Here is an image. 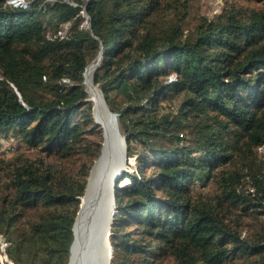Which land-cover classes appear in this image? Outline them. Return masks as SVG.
Returning a JSON list of instances; mask_svg holds the SVG:
<instances>
[{"label":"trees","instance_id":"1","mask_svg":"<svg viewBox=\"0 0 264 264\" xmlns=\"http://www.w3.org/2000/svg\"><path fill=\"white\" fill-rule=\"evenodd\" d=\"M28 1L0 0V250L69 264L103 51L94 81L139 166L116 187L112 264H264V0L212 18L192 0Z\"/></svg>","mask_w":264,"mask_h":264},{"label":"bare ground","instance_id":"2","mask_svg":"<svg viewBox=\"0 0 264 264\" xmlns=\"http://www.w3.org/2000/svg\"><path fill=\"white\" fill-rule=\"evenodd\" d=\"M93 61L85 70V84L95 98L101 114L103 126L107 131L105 151L93 166L86 193L82 197L83 207L75 227L76 239L73 245L71 264H100L103 255V239L111 214L110 202L114 172L120 170L128 161L123 134L116 127V119L108 112L101 90L94 86ZM116 164L123 166L117 167ZM121 171V170H120ZM105 264V261H104Z\"/></svg>","mask_w":264,"mask_h":264},{"label":"rangeland","instance_id":"3","mask_svg":"<svg viewBox=\"0 0 264 264\" xmlns=\"http://www.w3.org/2000/svg\"><path fill=\"white\" fill-rule=\"evenodd\" d=\"M8 3H11L13 5H26L27 2L29 3L28 0H6ZM47 2H52V1H56V0H46ZM67 1H71L73 3L76 2V0H67ZM193 4H194V13H193V16L194 17H197L199 15H206L208 16L209 18H212L215 14H218V13H221L222 11L224 10H227V9H230L232 8L233 6L235 7H243V8H247V7H258L259 4L258 3H255L253 0H192ZM84 16V21H83V26L84 27H88L87 26V23H88V16L86 14H83ZM68 30V24H64V30L61 32V33H66V31ZM93 61H91L90 64H92ZM89 64V65H90ZM88 65V66H89ZM86 79V78H85ZM84 79V81H85ZM86 87H87V84H85ZM94 86L97 87L99 89V91L101 92V94H103V91L101 89V86L100 84L98 83H95L94 81ZM87 90H88V87H87ZM88 93H89V90H88ZM89 101L92 102V106H93V116H94V120L99 123V119L98 117L96 116L97 115H100L99 113V110L97 108V102L95 100L94 97L91 96V93H89V96L87 98ZM80 116V115H79ZM119 120V119H118ZM100 126L99 128L102 130V132L104 133V126L103 124L99 123ZM120 124V122H119ZM120 128H121V125H120ZM121 132L122 134H124L122 128H121ZM125 135V134H124ZM5 142V140H4ZM16 143V142H15ZM3 148L7 149L8 148H11V143H3ZM18 145L22 146L21 143H18ZM14 144L12 145V148L14 149ZM29 151V150H28ZM261 151L262 153L264 154V147H261ZM31 153L33 152H36L35 151H29ZM12 152H10L11 154ZM128 159L130 162H128L127 166H126V170L125 171H128L130 173H139V166H138V158L136 156H131L128 154ZM97 160V159H96ZM95 160V161H96ZM128 161V160H127ZM93 168V167H92ZM91 168V170H92ZM146 172H150V168H147L146 169ZM91 173V171H90ZM89 177H90V174H89ZM88 177V179H89ZM131 181V178L128 177V176H123L120 181L118 182L117 185H120V186H124L128 183H130ZM117 187V186H116ZM83 196V195H82ZM117 207V206H116ZM117 213V212H116ZM116 213L114 214V219H115V215ZM114 219H113V222H114ZM112 226H113V223L111 225V232L113 233V230H112ZM111 233V235H112ZM111 243H112V240H111ZM113 245V243H112ZM5 246H6V242L5 240L1 237V250H0V258L3 262V264H12V261L9 257H7V255L5 254ZM15 264V263H14Z\"/></svg>","mask_w":264,"mask_h":264},{"label":"water","instance_id":"4","mask_svg":"<svg viewBox=\"0 0 264 264\" xmlns=\"http://www.w3.org/2000/svg\"><path fill=\"white\" fill-rule=\"evenodd\" d=\"M71 2V1H70ZM73 3V2H71ZM73 4H77L76 2L73 3ZM83 14H86L88 16V23H87V26L88 27H91V17L90 15L87 13V10H86V7L84 6V9L82 11ZM102 56H103V51H100L99 54L97 55V57L93 60L95 62V67H94V73H95V70L100 66V63H101V59H102ZM88 66V65H87ZM87 68V67H86ZM84 75H85V72H84ZM93 80H94V75H93ZM84 84H85V81H84ZM88 91V90H87ZM103 91V90H102ZM102 98H103V101L105 103V106L108 110V112L116 119V127L118 129V131H121V128H120V124H119V120H118V116L119 114L117 112H114L113 110H111V108L109 107L108 105V102L106 100V97L104 95V93L102 94ZM98 108V107H97ZM100 114V113H99ZM96 116L98 117L99 119V123H103L102 121V118H101V114L100 115H97ZM104 133H103V142H102V148H101V154L99 155V157L97 158V160H99V158L101 157V155L104 153L105 151V145H106V142H107V131L106 129L104 128ZM123 139H124V143H125V147H126V154H128V144H127V138H126V135L123 134ZM97 160L94 162L93 166L96 164ZM128 162L129 159H128ZM128 162L123 166V165H119V164H116V168L117 167H121L123 166L120 170H116L114 173V178H113V187H112V190H111V197H112V200L110 202V208H111V214H110V217H109V222H108V228H107V231H106V234L104 236V239H103V255L101 256V259L99 260L100 264H104V261H105V264H112V259H113V254H114V247L111 243V225L113 223V217H114V214L117 211L116 209V206H117V203H116V186L118 184V182L120 181V179L124 176V172L126 170V166L128 164ZM92 171V170H91ZM91 174V173H90ZM90 179V177H89ZM89 179H88V183H87V187H88V184H89ZM87 187H86V191H87ZM85 191V193H86ZM84 193V194H85ZM82 197L81 196V204H80V209L78 211V214L76 216V219H75V223H74V227H73V230H74V234H75V237H74V240H73V243L71 245V255H70V261H69V264L72 263V252H73V245L75 243V239H76V231H75V227H76V224H77V220H78V217L80 215V211L83 207V204H82ZM7 255V254H6ZM8 257V256H7ZM12 261V260H11ZM11 264V263H10ZM12 264H14V262L12 261ZM86 264H93V262L91 263H86Z\"/></svg>","mask_w":264,"mask_h":264},{"label":"built area","instance_id":"5","mask_svg":"<svg viewBox=\"0 0 264 264\" xmlns=\"http://www.w3.org/2000/svg\"><path fill=\"white\" fill-rule=\"evenodd\" d=\"M171 79H176L175 75H172V76H171Z\"/></svg>","mask_w":264,"mask_h":264}]
</instances>
